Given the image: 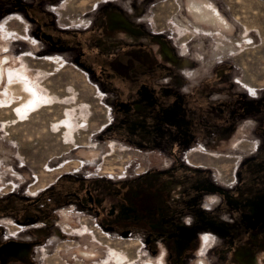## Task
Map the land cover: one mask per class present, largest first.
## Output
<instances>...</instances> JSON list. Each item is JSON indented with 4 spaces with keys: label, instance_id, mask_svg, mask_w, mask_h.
Wrapping results in <instances>:
<instances>
[{
    "label": "rangeland",
    "instance_id": "1",
    "mask_svg": "<svg viewBox=\"0 0 264 264\" xmlns=\"http://www.w3.org/2000/svg\"><path fill=\"white\" fill-rule=\"evenodd\" d=\"M0 50V100L22 64L43 96L0 103V264H264V0H0ZM104 188L159 229L103 227Z\"/></svg>",
    "mask_w": 264,
    "mask_h": 264
},
{
    "label": "flooded vegetation",
    "instance_id": "2",
    "mask_svg": "<svg viewBox=\"0 0 264 264\" xmlns=\"http://www.w3.org/2000/svg\"><path fill=\"white\" fill-rule=\"evenodd\" d=\"M190 11H192L191 8H190ZM116 62H118L119 65L121 63L120 66L124 68H127L129 66L126 64L125 61L123 63L119 60ZM105 66H107V64H105ZM127 71H129L130 73H135V71L137 70H136V67L133 66L129 68ZM174 142L176 143L174 144L171 143L170 146L166 145L165 148L168 149L169 152L173 153V156L178 159L177 151L181 149V145L184 143V139L177 138V140L175 139ZM177 145H178V148L175 149V152H173V146H177ZM159 146H162V145H159ZM210 184H211L210 185L211 187L213 186L211 188L213 191L218 190L217 185H215L212 182ZM106 189L107 188H104L105 191ZM101 192L104 193V196L97 198L98 196L94 193L95 197L92 199V201L95 207L96 215L99 216L100 224L106 228L116 227L122 222H129L131 223V225L135 224L136 226L145 227L146 230L155 231L159 229L160 224L163 222V218H164L163 216L167 212V210L164 209L159 212L152 211L151 213L149 209L142 208L143 204H145L144 201L147 203V205L148 203L149 205L151 203L152 195L150 191L148 192L149 194L146 196V200L144 201H141L140 199V196L142 195V193L141 192L136 193L133 196V201L131 203L132 208L127 205L128 201L124 197L113 196L112 192L110 193L109 191L104 192L103 190H101ZM85 193L88 195V199L90 201V196H89L90 194L88 193V191H85ZM193 195H195L196 197L199 196L198 193L196 194V191L194 192ZM184 210H186V208ZM255 215L259 216L260 212L256 210ZM18 244H19V248L17 250L13 249L12 244L7 245L5 249V253H2V254L6 258L13 257V256L14 257L22 256L21 258L24 259L27 253V246L24 243H18ZM58 250L59 249H57L55 254H58ZM45 251H46L45 249H42V254L43 255L45 254L46 256L44 255V257H47V259L45 260V263H47L46 261L47 260L51 261V258L46 254Z\"/></svg>",
    "mask_w": 264,
    "mask_h": 264
},
{
    "label": "bare ground",
    "instance_id": "3",
    "mask_svg": "<svg viewBox=\"0 0 264 264\" xmlns=\"http://www.w3.org/2000/svg\"><path fill=\"white\" fill-rule=\"evenodd\" d=\"M199 4V3H198ZM198 4L194 1H191L189 3V8H191V12L195 15V17L197 18V20L199 21H204V22H208L209 21V14L207 13H199V7ZM204 10V9H203ZM209 11V10H208ZM210 12V11H209ZM218 13V12H217ZM216 14V13H215ZM219 14V13H218ZM217 14V15H218ZM211 15H213L211 13ZM215 16V15H214ZM213 16V17H214ZM222 17V16H221ZM217 19V18H216ZM211 20V19H210ZM214 21V20H213ZM221 25V24H220ZM221 28V27H220ZM2 48H5L4 45H2ZM6 46V45H5ZM1 51V50H0ZM7 62V58H2L0 60V83H1V79H3L4 76V64ZM4 65V66H3ZM21 68H16V72H13L11 69H7V79H8V84L6 85L4 88V92H3V100H0V103H11L12 106V110L13 114H16V117L18 119L24 118V116L26 114H31L33 111L37 110V108L39 107V102L43 101V96L39 93V91L37 90V87L34 86V84L32 83V79L27 75V73H25L24 71V65H21ZM13 80H17L16 84H11L14 81ZM41 90V89H40ZM49 91V89H48ZM47 92V91H46ZM49 93V92H48ZM47 93V96L49 98H51V95ZM72 95V94H71ZM56 96V95H55ZM55 96H53L55 98ZM58 96V95H57ZM15 98V101L13 102L12 99ZM52 99V98H51ZM56 99V98H55ZM54 99V100H55ZM59 99H61L59 97ZM63 99V98H62ZM73 99V98H72ZM69 101V100H68ZM57 102V101H56ZM60 101H58L57 103H59ZM50 103V102H49ZM72 103V102H71ZM75 103H77L75 101ZM51 104V103H50ZM80 104V103H79ZM73 105V104H71ZM75 105V104H74ZM42 106V105H40ZM63 106V105H62ZM77 106V105H76ZM85 107V106H82ZM68 108V107H67ZM77 108V107H76ZM11 109V108H10ZM70 109V108H69ZM67 109V110H69ZM75 109V108H74ZM72 107V109H70L72 112H64V116L62 115V118H59V120H57L56 124L58 123H62L64 124V120L67 116H75L78 117L79 113L78 111H75ZM66 111V109H63ZM63 112V111H62ZM61 112V114H62ZM50 115V114H49ZM81 115V114H80ZM43 116V115H42ZM42 119V118H41ZM11 122V121H10ZM54 122V121H53ZM3 123V122H2ZM5 123V122H4ZM48 123V121H47ZM51 123V122H50ZM6 125V124H5ZM53 125V124H52ZM54 125V126H55ZM66 126L69 125L68 120L65 123ZM50 127V124H49ZM6 128V127H5ZM61 132L64 130L65 134L63 135L65 138L66 137H70V135H73L70 133V131L65 127L60 129ZM40 134V133H39ZM21 145V144H20ZM26 151V150H25ZM84 233V232H83ZM12 247L14 250H17L19 248V244L18 243H11ZM7 245L4 247H2L0 254L5 253V249H6ZM85 254V258L87 259V257L89 256V253H84ZM161 255V254H160ZM160 260V258H159ZM108 261V260H107ZM144 261V260H143ZM48 263V261H47ZM103 264V263H102ZM146 264V263H145ZM160 264V263H159Z\"/></svg>",
    "mask_w": 264,
    "mask_h": 264
},
{
    "label": "water",
    "instance_id": "4",
    "mask_svg": "<svg viewBox=\"0 0 264 264\" xmlns=\"http://www.w3.org/2000/svg\"><path fill=\"white\" fill-rule=\"evenodd\" d=\"M11 243H20V242L10 241V242L5 243L4 245H5V246H6V245H10ZM4 245H2V246L0 247V252H1L2 247H4ZM0 255H1V254H0ZM2 255H3V254H2Z\"/></svg>",
    "mask_w": 264,
    "mask_h": 264
}]
</instances>
